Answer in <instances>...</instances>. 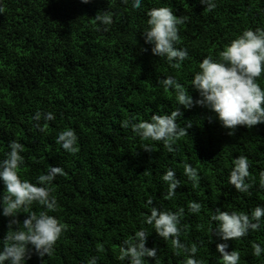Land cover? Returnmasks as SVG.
<instances>
[{"label":"trees","instance_id":"obj_1","mask_svg":"<svg viewBox=\"0 0 264 264\" xmlns=\"http://www.w3.org/2000/svg\"><path fill=\"white\" fill-rule=\"evenodd\" d=\"M0 4V159L15 139L24 144L22 179L35 182L50 165L63 168L50 185L57 199L50 214L65 229L51 255L33 252L25 264H87L93 255L98 264H128L118 258L119 248L141 226L150 232L146 245L158 249L157 258L146 257L144 264H184L187 254L143 222L150 214L148 197L162 209L183 206L181 241L197 244L195 256L203 264H223L216 249L223 241L212 232L215 222L210 217L218 207L250 213L256 205H264V188L259 186L264 122L251 128L237 126L229 135L212 110L178 105L174 91L158 81L174 75L195 99L198 92L190 84L199 62L206 55L216 57L243 29L264 28V0H216L211 11L200 0H142L137 9L131 0L127 4L0 0ZM162 4L188 17L178 26L177 46L189 52L179 67L153 54L144 41L147 10ZM105 10L115 13L107 31L95 20V14ZM258 79L264 86V73ZM177 107L182 112L177 122L186 133L178 137L173 153L162 142L143 141L130 127H121L124 119L146 120ZM37 110L52 111L56 119H41L37 127L32 118ZM66 127L77 133L75 153L56 142ZM143 143L153 149L145 150ZM239 155H245L250 165L252 187L247 193L228 183ZM185 162L198 169L197 183L184 174ZM169 167L176 170L181 185L166 198L167 183L161 177ZM4 191L0 182V193ZM189 201L201 203L199 213L188 211ZM30 210L39 213L44 208L33 204ZM26 215L20 212L18 218L22 221ZM8 219L0 215V239L8 230ZM253 242L264 247V227L229 238L227 250L240 252L238 264H264V252L255 256Z\"/></svg>","mask_w":264,"mask_h":264},{"label":"clouds","instance_id":"obj_2","mask_svg":"<svg viewBox=\"0 0 264 264\" xmlns=\"http://www.w3.org/2000/svg\"><path fill=\"white\" fill-rule=\"evenodd\" d=\"M87 2V0H84ZM127 4L128 0H122ZM205 9L211 11L217 7L216 0H200ZM142 0H131V7L137 9ZM3 5L0 4V12ZM114 12L105 10L95 14V20L103 30L107 31L113 23ZM147 27L143 30L144 41L151 45V52L164 58L174 67L185 61L189 56L186 47L177 46L180 43L179 25L188 17L176 15L173 9L167 5L151 7L147 10ZM145 51L147 49H144ZM264 73V28L257 26L255 29L248 27L243 29L235 38L228 42L216 57L206 55L198 64L191 78V88L197 90L198 96L194 99L189 89H186L174 75H168L159 79L164 89L171 88L174 91L178 105L191 108L194 105L204 106L215 113L220 124L228 129V134H234L237 126L244 125L248 128L264 122V86L260 80ZM182 115L179 107L170 113H153L150 119L136 120L135 118L122 120L121 127L131 128L132 132L143 141L162 142L164 148L173 153L176 151V141L179 136L186 133V128L181 127L177 117ZM33 120L37 127H41L40 121H52L56 119L52 111L41 112L37 110L33 114ZM190 126V124H189ZM43 131V128H41ZM78 136L72 127H66L59 131L56 142L69 152L75 153ZM145 150L151 151L150 143L141 145ZM8 151L4 158L0 159V182L6 191L0 193V215L9 217L8 230L0 239V264H25L26 260L35 252L43 257L51 255L54 245L60 237L65 225L50 211H55L57 199L51 195V182L57 174H63V168L59 165H50L46 171L35 178V182L22 179L19 169L24 163V144L18 140L8 143ZM249 161L245 155L236 156L228 175V183L234 185L241 193H247L252 187L249 179ZM184 174L197 183L199 180L198 169L185 162ZM161 179L167 183L166 198L175 195L181 181L176 176L174 168H167ZM259 186L264 188V170L259 173ZM147 203L151 206L150 214L143 218V222L151 225L155 232L164 240H171V245L178 252L186 253L184 264H203V260L196 258L197 244L190 246L180 239L182 228L181 219L184 215V207L175 211L162 209L153 204V198L148 197ZM33 204L42 205L44 210L31 211ZM201 203L188 202V211L199 213ZM27 212L21 221L18 213ZM264 205H256L251 212L237 210H221L219 207L212 212L210 220L215 222L212 232L221 241L217 242L216 249L220 253L223 264H238L241 259L237 250L228 251L229 238L238 239L248 235L250 230H258L264 227ZM142 222V223H143ZM15 225V227H13ZM211 227V225H210ZM149 231L141 226L135 230L134 235L125 239L119 248V259L127 260L128 264H144L146 257L157 258L156 247H148L146 240ZM253 254L257 257L264 252L260 243L253 242ZM87 264H98V257L91 256Z\"/></svg>","mask_w":264,"mask_h":264}]
</instances>
